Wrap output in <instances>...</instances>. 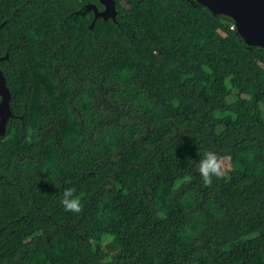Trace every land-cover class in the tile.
I'll return each instance as SVG.
<instances>
[{"label":"trees","instance_id":"trees-1","mask_svg":"<svg viewBox=\"0 0 264 264\" xmlns=\"http://www.w3.org/2000/svg\"><path fill=\"white\" fill-rule=\"evenodd\" d=\"M114 2L90 29L97 0H0V264H264V49L195 0Z\"/></svg>","mask_w":264,"mask_h":264},{"label":"water","instance_id":"water-1","mask_svg":"<svg viewBox=\"0 0 264 264\" xmlns=\"http://www.w3.org/2000/svg\"><path fill=\"white\" fill-rule=\"evenodd\" d=\"M102 6L99 11L94 5H88L85 12L93 13L91 29L96 19L115 21L114 0H97ZM198 5L208 9L212 14H222L233 22L237 34L248 46L264 49V0H195ZM85 12L78 13L84 15ZM9 92L5 79L0 72V137L5 133L7 119L11 116L8 108Z\"/></svg>","mask_w":264,"mask_h":264},{"label":"clouds","instance_id":"clouds-1","mask_svg":"<svg viewBox=\"0 0 264 264\" xmlns=\"http://www.w3.org/2000/svg\"><path fill=\"white\" fill-rule=\"evenodd\" d=\"M198 172L204 185L211 183L212 177L223 175L222 160L214 151L206 150L201 158L196 162ZM74 187H67L63 190L60 204L67 212L79 213L81 211L80 198L75 195Z\"/></svg>","mask_w":264,"mask_h":264},{"label":"rangeland","instance_id":"rangeland-1","mask_svg":"<svg viewBox=\"0 0 264 264\" xmlns=\"http://www.w3.org/2000/svg\"><path fill=\"white\" fill-rule=\"evenodd\" d=\"M143 24L146 27V33H147L148 37L152 41L157 42L158 41V39H157V34H158L157 30L154 27H152L151 25H149V24H147L145 22H143ZM160 195H161V189H157L156 192H155V198H154V202L156 204L159 203ZM14 250H12L8 255H10L11 253H13Z\"/></svg>","mask_w":264,"mask_h":264},{"label":"flooded vegetation","instance_id":"flooded-vegetation-1","mask_svg":"<svg viewBox=\"0 0 264 264\" xmlns=\"http://www.w3.org/2000/svg\"><path fill=\"white\" fill-rule=\"evenodd\" d=\"M5 58H6L5 56L4 57H1L0 60L5 59Z\"/></svg>","mask_w":264,"mask_h":264}]
</instances>
